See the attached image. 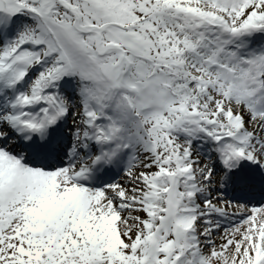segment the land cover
Masks as SVG:
<instances>
[{"label": "snow or ice", "instance_id": "1", "mask_svg": "<svg viewBox=\"0 0 264 264\" xmlns=\"http://www.w3.org/2000/svg\"><path fill=\"white\" fill-rule=\"evenodd\" d=\"M0 264H264V0H0Z\"/></svg>", "mask_w": 264, "mask_h": 264}]
</instances>
